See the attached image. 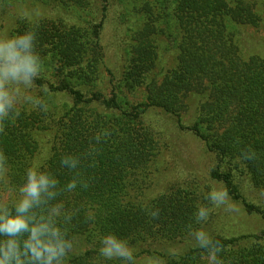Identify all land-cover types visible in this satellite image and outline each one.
<instances>
[{
	"label": "trees",
	"instance_id": "trees-1",
	"mask_svg": "<svg viewBox=\"0 0 264 264\" xmlns=\"http://www.w3.org/2000/svg\"><path fill=\"white\" fill-rule=\"evenodd\" d=\"M71 2L86 5L65 4ZM107 2L101 20L85 33L56 21L17 20L12 38L32 32L33 52L57 81L39 71L31 86L9 85L12 107L0 116V203L14 215L29 170L46 176L47 189L29 213L37 222L51 217L72 245L62 264H209L212 252L220 264H264V230H229L227 202L212 212L213 191L175 186L151 193V167L168 146L167 127L146 120L153 109L179 117V127L214 155L211 177L225 196L247 215L264 218V207L246 192L251 182L264 202V56L248 52L240 30L260 23L254 9L261 1L148 0L121 81L107 70L110 93L102 85ZM161 37L175 57L162 77L155 72ZM143 87L138 103L123 95V88ZM190 95L200 96L198 113L184 125L181 112ZM199 231L209 237L205 247ZM107 237L121 241L132 258L103 256Z\"/></svg>",
	"mask_w": 264,
	"mask_h": 264
},
{
	"label": "rangeland",
	"instance_id": "rangeland-1",
	"mask_svg": "<svg viewBox=\"0 0 264 264\" xmlns=\"http://www.w3.org/2000/svg\"><path fill=\"white\" fill-rule=\"evenodd\" d=\"M66 0H0V39H11L15 30L17 20L26 18L32 22L42 20L56 21L60 25H73L85 33L95 22L101 20V12L106 3L104 0H83L85 6L75 3H66ZM157 2V0H152ZM254 9L260 14L261 21L258 25L246 24L240 28L242 36L246 37L249 51L257 52L264 56V0ZM148 0H108L107 19L103 28L101 47L104 52V71L106 75L102 78V85L106 93H110V79L120 82L123 71L127 64L128 49L133 32L138 26L143 25L144 19L139 20L142 5ZM161 0H159L160 3ZM145 3V4H144ZM259 16V17H260ZM159 61L155 72L162 77L169 66L173 67L175 57L168 51V43L164 37L160 38L158 44ZM247 55V54H246ZM170 66V67H171ZM112 72V75L107 70ZM45 72L47 78L57 81V76L48 68H40ZM123 95L132 103L140 102L144 97L145 88L127 89L123 88ZM38 91V90H37ZM186 105L182 110L181 121L184 125H191L198 113L200 102L199 95H190L185 100ZM159 121L160 125L166 126L163 153L151 167L152 180L151 193L161 194L175 186H189L209 192L213 191L215 203L212 212L215 213L220 207L226 206L230 216L225 221L229 230L235 233H261L264 230V218L259 214L247 215L245 208L225 196L221 184L212 179L211 169L215 165L214 155L206 148L203 142L192 132L182 130L179 127L177 116L164 112L161 109H153L146 116V120ZM158 123V122H157ZM190 174V175H189ZM246 187L252 199L251 202L264 207L261 202L260 191L252 189L251 182ZM248 188V191H247ZM200 190V192H201ZM220 205V206H219ZM141 260V259H140ZM139 264H149L140 261Z\"/></svg>",
	"mask_w": 264,
	"mask_h": 264
},
{
	"label": "clouds",
	"instance_id": "clouds-1",
	"mask_svg": "<svg viewBox=\"0 0 264 264\" xmlns=\"http://www.w3.org/2000/svg\"><path fill=\"white\" fill-rule=\"evenodd\" d=\"M32 32L17 35L11 39H0V116L6 115L12 107L13 92L9 85L22 82L31 86L32 78L37 77L41 68L39 57L32 50ZM18 92V89L15 90ZM4 169L0 167V174ZM48 178L28 172V182L20 189L22 198L14 204L15 214L6 203H0V264H62L61 257L70 243L61 239L53 226L52 218L47 220L29 213L34 204L40 202V194L47 189ZM51 196L52 193H49ZM53 214H57L53 209ZM201 216L204 212L201 211ZM27 233L25 237L24 234ZM201 247L209 244V237L203 231L196 233ZM101 254L112 257L132 258V251L113 237L103 240ZM209 264H220L215 252L209 256Z\"/></svg>",
	"mask_w": 264,
	"mask_h": 264
}]
</instances>
